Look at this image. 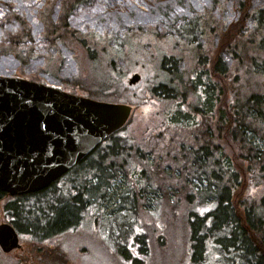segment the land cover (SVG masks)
<instances>
[{"label": "trees", "instance_id": "1", "mask_svg": "<svg viewBox=\"0 0 264 264\" xmlns=\"http://www.w3.org/2000/svg\"><path fill=\"white\" fill-rule=\"evenodd\" d=\"M83 1L44 0L35 35L11 14L21 26L4 37L7 49L32 57L77 41L97 61V47L67 22ZM192 12L163 24L175 54L161 56L158 80L144 87V104L160 110L142 128L131 117L41 190H0L2 214L18 234L41 244L86 219L126 264H178L181 237L186 264H264V0H208ZM38 39L47 43L24 45ZM115 78L106 82L119 83L131 103L137 81ZM41 257L61 260L54 250Z\"/></svg>", "mask_w": 264, "mask_h": 264}, {"label": "rangeland", "instance_id": "2", "mask_svg": "<svg viewBox=\"0 0 264 264\" xmlns=\"http://www.w3.org/2000/svg\"><path fill=\"white\" fill-rule=\"evenodd\" d=\"M43 3L44 0H0V75L20 76L94 99L127 103L131 105L128 120L132 117L133 128H142L147 119L160 110V104L156 101L154 104H144V87L158 80L161 56L175 54L170 38L165 37L167 32L163 24L173 20L172 23L176 24L178 18L192 15V10H201L208 0H85L71 10L67 22L79 31L80 39L97 47V61H90L85 52L86 46L77 41L72 42L71 49L48 44L43 48V53L16 58L14 51L7 49L4 38L8 32L21 26L17 16L14 18L11 14H18L29 22L30 30L35 35L44 27L35 18ZM229 5L230 1H227L226 6ZM58 7L59 1H56L52 7L55 17ZM110 40L113 50L106 48ZM46 43L47 40L38 39L24 45L42 46ZM122 45L125 50L121 55H116L114 51L119 52ZM101 51L103 54H100ZM134 73H138L140 78L127 91L131 103L122 101L119 83L113 87L106 82V78L118 76L120 81L127 84ZM1 205L0 223L7 222ZM146 219L150 224L154 223L152 217ZM92 225V221L85 219L73 231L41 244L33 243L29 237L19 234L21 247L10 252L0 248V264H55L41 257L50 250L60 257L58 264H126L111 251V242L106 239L103 230H97L96 225ZM166 242V247H173L171 241L167 239ZM184 244L185 240L181 237L178 264L181 259L182 264L187 261Z\"/></svg>", "mask_w": 264, "mask_h": 264}, {"label": "water", "instance_id": "3", "mask_svg": "<svg viewBox=\"0 0 264 264\" xmlns=\"http://www.w3.org/2000/svg\"><path fill=\"white\" fill-rule=\"evenodd\" d=\"M138 73L128 80L133 84ZM131 105L94 99L17 76L0 75V190H41L106 136L123 127ZM0 247L20 248L19 234L0 223Z\"/></svg>", "mask_w": 264, "mask_h": 264}, {"label": "flooded vegetation", "instance_id": "4", "mask_svg": "<svg viewBox=\"0 0 264 264\" xmlns=\"http://www.w3.org/2000/svg\"><path fill=\"white\" fill-rule=\"evenodd\" d=\"M85 96V95H84Z\"/></svg>", "mask_w": 264, "mask_h": 264}]
</instances>
